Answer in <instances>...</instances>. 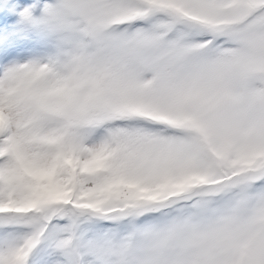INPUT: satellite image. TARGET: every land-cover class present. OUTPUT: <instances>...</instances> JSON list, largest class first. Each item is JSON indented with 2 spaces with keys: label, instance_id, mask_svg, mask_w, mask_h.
I'll list each match as a JSON object with an SVG mask.
<instances>
[{
  "label": "snow or ice",
  "instance_id": "obj_1",
  "mask_svg": "<svg viewBox=\"0 0 264 264\" xmlns=\"http://www.w3.org/2000/svg\"><path fill=\"white\" fill-rule=\"evenodd\" d=\"M0 264H264V0H0Z\"/></svg>",
  "mask_w": 264,
  "mask_h": 264
}]
</instances>
